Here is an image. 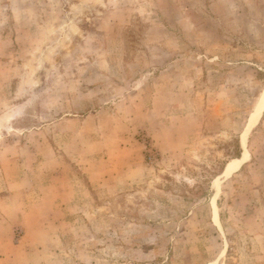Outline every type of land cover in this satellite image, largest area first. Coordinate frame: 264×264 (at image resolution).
Segmentation results:
<instances>
[{"label":"rangeland","instance_id":"374dc122","mask_svg":"<svg viewBox=\"0 0 264 264\" xmlns=\"http://www.w3.org/2000/svg\"><path fill=\"white\" fill-rule=\"evenodd\" d=\"M0 264H264V0H0Z\"/></svg>","mask_w":264,"mask_h":264},{"label":"trees","instance_id":"16d2710c","mask_svg":"<svg viewBox=\"0 0 264 264\" xmlns=\"http://www.w3.org/2000/svg\"><path fill=\"white\" fill-rule=\"evenodd\" d=\"M240 154H241V149H240V151H238L237 155H240Z\"/></svg>","mask_w":264,"mask_h":264},{"label":"bare ground","instance_id":"6f19581e","mask_svg":"<svg viewBox=\"0 0 264 264\" xmlns=\"http://www.w3.org/2000/svg\"><path fill=\"white\" fill-rule=\"evenodd\" d=\"M229 171H231V170H229Z\"/></svg>","mask_w":264,"mask_h":264}]
</instances>
